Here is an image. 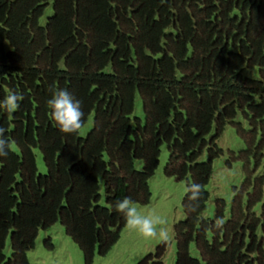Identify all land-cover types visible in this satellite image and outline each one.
<instances>
[{"label":"trees","instance_id":"1","mask_svg":"<svg viewBox=\"0 0 264 264\" xmlns=\"http://www.w3.org/2000/svg\"><path fill=\"white\" fill-rule=\"evenodd\" d=\"M55 89L81 102L83 125L93 114L85 136L59 130ZM13 91L19 110L0 109L12 143L0 157V264H29L39 230L56 222L85 264L105 255L126 225L117 201L149 202L162 144L164 174L186 181L174 264H264V0H0V100ZM227 123L244 141L230 159L242 160L245 178L227 219L223 199L201 219ZM165 249L161 241L135 264H162Z\"/></svg>","mask_w":264,"mask_h":264},{"label":"rangeland","instance_id":"2","mask_svg":"<svg viewBox=\"0 0 264 264\" xmlns=\"http://www.w3.org/2000/svg\"><path fill=\"white\" fill-rule=\"evenodd\" d=\"M51 13L52 6L50 4L46 7L40 22L42 24L45 23L46 17ZM254 71L248 72L247 74H253ZM133 115L143 118L142 104L139 96H136L135 99ZM92 124L93 114L89 116L87 122L79 131V135L85 136ZM216 144L221 148L222 153L212 160V174L205 187L209 196L200 218H214L216 200L223 199L225 203L223 220H225L229 217L231 201L234 195L233 189L239 190L245 178L242 160H232L230 159V154H237L240 150L244 149L245 145L243 139L229 123L224 126L222 134L216 140ZM33 152L35 154L38 173H45L46 168L40 149L34 148ZM167 158V146L166 144H162L158 165L148 180L150 190L149 202L146 204L134 203V205L142 214L154 211L167 221L166 228L169 233V238L165 241L166 249L161 258V262L162 264H174V225L185 217L182 199L186 193V181L185 179L176 180L174 177H168L164 174L163 169ZM207 158L208 153L207 148H205L198 157V160L205 161ZM228 160H230V165L226 163ZM134 165L137 169H141L142 162L135 160ZM260 173L261 166L253 173V176H257ZM258 207L256 206V208ZM46 238L50 239L53 245L52 248L45 246L44 240ZM160 242L161 240L159 238L144 237L139 231L129 229L126 224L120 232L119 239L112 248L105 255L96 254L91 264H135L146 254L153 252ZM189 251L192 256L199 258V252L194 242L190 243ZM10 252L8 241L5 253L9 255ZM27 258L29 264H85L81 250L71 237L65 233L64 227L60 222L54 223L46 230H39L34 247L27 252Z\"/></svg>","mask_w":264,"mask_h":264},{"label":"clouds","instance_id":"3","mask_svg":"<svg viewBox=\"0 0 264 264\" xmlns=\"http://www.w3.org/2000/svg\"><path fill=\"white\" fill-rule=\"evenodd\" d=\"M23 99L24 97L20 92H9L0 100V109L8 113H14L19 110L20 102ZM48 104L52 108V119L56 122L61 132L77 133L83 128L84 113L81 102L76 100L69 91L66 89H55ZM11 149L12 143L6 138L5 129L0 128V157H7ZM189 190L192 193L191 198L193 200L199 198L200 185L192 184ZM115 208L124 215L129 229L137 230L147 238H159L161 241H166L169 238L166 228L167 221L154 211L142 214L130 197L118 200Z\"/></svg>","mask_w":264,"mask_h":264}]
</instances>
